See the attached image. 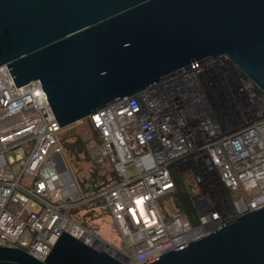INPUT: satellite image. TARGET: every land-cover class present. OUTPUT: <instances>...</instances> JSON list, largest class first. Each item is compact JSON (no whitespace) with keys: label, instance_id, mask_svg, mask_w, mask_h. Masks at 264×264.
Returning a JSON list of instances; mask_svg holds the SVG:
<instances>
[{"label":"built area","instance_id":"2783aa9c","mask_svg":"<svg viewBox=\"0 0 264 264\" xmlns=\"http://www.w3.org/2000/svg\"><path fill=\"white\" fill-rule=\"evenodd\" d=\"M10 70L0 66V246L45 261L68 232L142 264L264 206V94L226 57L197 60L72 124L92 127L88 149L117 173L97 197L106 201L123 249L71 216L84 197L61 141L67 127L41 83L17 87ZM174 169L195 176L198 224L174 207L166 218L160 207L176 190Z\"/></svg>","mask_w":264,"mask_h":264},{"label":"water","instance_id":"95a60500","mask_svg":"<svg viewBox=\"0 0 264 264\" xmlns=\"http://www.w3.org/2000/svg\"><path fill=\"white\" fill-rule=\"evenodd\" d=\"M224 57L264 94V0H0V66L39 81L63 128ZM0 264L127 263L62 232L45 261L0 246ZM142 264H264V206Z\"/></svg>","mask_w":264,"mask_h":264},{"label":"trees","instance_id":"16d2710c","mask_svg":"<svg viewBox=\"0 0 264 264\" xmlns=\"http://www.w3.org/2000/svg\"><path fill=\"white\" fill-rule=\"evenodd\" d=\"M69 143L67 146L70 148V165L78 180L80 189L82 191L84 200L79 206L73 208L70 212L79 223L87 228H96V222L100 216L110 215V211L107 207L106 201L103 197H97L99 191L107 186L112 180L118 179L117 173L112 169L109 173L100 172L99 164L93 159L90 150L87 147V142L78 136L76 132L69 134ZM74 156L75 158H72ZM92 161L94 168L91 175L88 178L79 179L77 172L75 171V161ZM184 173L178 174L174 172V178L176 182V190L172 193L174 200V208L184 214L193 224H198V215L194 206L193 197L198 192V186L195 180L188 174H184L188 179L189 187L185 185ZM116 229V225L113 227Z\"/></svg>","mask_w":264,"mask_h":264},{"label":"rangeland","instance_id":"374dc122","mask_svg":"<svg viewBox=\"0 0 264 264\" xmlns=\"http://www.w3.org/2000/svg\"><path fill=\"white\" fill-rule=\"evenodd\" d=\"M65 130L66 131H64L61 134V141H62L64 149H66V151L68 152L67 157L70 160V152H69L70 148L67 146V144L69 143V140H70L69 134L76 132V134L78 136H81V138H83L87 142V147H88V142L92 138V136L94 135V131L88 123L75 124L73 126L71 125V126L65 128ZM90 152H91L92 157L94 158L95 150L91 149ZM11 154H15V151L12 150ZM72 158H75V157L72 156ZM74 163L76 164L75 171L77 172V177L79 179L80 178L81 179L88 178L91 175L92 169L94 168L92 161L80 160V161H75ZM99 168H100V172H102V173H104V172L109 173L113 169L112 166L108 163H105L104 165L99 164ZM14 169L17 171L19 169L18 165H14ZM173 171H175L178 174H181L178 171H176L175 169ZM186 172L189 173L190 175H192L191 170H186ZM184 174H186V173H184ZM184 174H182L183 178L186 177ZM191 177L193 178L195 176L192 175ZM184 182H185V185L187 187H189L188 179L185 178ZM229 193H230V196L233 199V201H235L236 192L230 191ZM171 195L172 194H170L168 196L161 197L159 199L160 207H161L166 218L169 217L172 208L175 206L174 200H173ZM113 225H114V220L112 219V217L107 216L103 213V215L100 216L96 222V229L103 232L104 237L106 238L107 241L111 242L117 248L123 249V248H125V243H124V240L122 238V235H120V233H118L117 230L112 231Z\"/></svg>","mask_w":264,"mask_h":264},{"label":"crops","instance_id":"0c3cea01","mask_svg":"<svg viewBox=\"0 0 264 264\" xmlns=\"http://www.w3.org/2000/svg\"><path fill=\"white\" fill-rule=\"evenodd\" d=\"M93 159H94V158H93ZM107 216H110V215H107ZM115 225H116V224L114 223L113 227H114ZM113 227H112V231H114ZM95 229H96V228H95ZM115 230H117V231H118L117 227H116V229H115ZM118 233H119V231H118Z\"/></svg>","mask_w":264,"mask_h":264}]
</instances>
